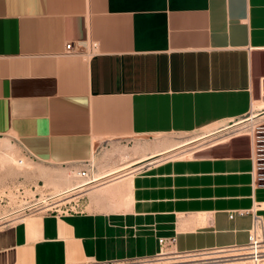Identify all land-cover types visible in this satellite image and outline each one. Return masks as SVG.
I'll use <instances>...</instances> for the list:
<instances>
[{"label":"crops","instance_id":"obj_1","mask_svg":"<svg viewBox=\"0 0 264 264\" xmlns=\"http://www.w3.org/2000/svg\"><path fill=\"white\" fill-rule=\"evenodd\" d=\"M70 41L85 52L65 54ZM252 111L264 117V0H0V143L29 158L82 169L103 139ZM231 148L143 165L119 205L87 195L1 223L0 264L148 258L159 237L180 252L243 246L253 215L264 236L254 157Z\"/></svg>","mask_w":264,"mask_h":264},{"label":"rangeland","instance_id":"obj_2","mask_svg":"<svg viewBox=\"0 0 264 264\" xmlns=\"http://www.w3.org/2000/svg\"><path fill=\"white\" fill-rule=\"evenodd\" d=\"M253 112L247 113L244 118L226 122L223 125L194 130L190 133L138 134L135 136L103 139V141H99L95 145L94 157L91 159L93 164L91 174L94 175L97 171L103 170L112 164L120 163L121 153L129 155V158H135L141 153L178 146L175 148L176 150L174 149L163 155L164 157L169 156L167 158H174L176 156L209 154L211 147L227 146V144L232 146L230 152L245 153L249 145V135L252 129L262 127L260 123L256 122L257 117L251 116ZM228 124L230 126L227 127ZM6 141V146L0 143V155L3 153L11 154L15 161L20 158L23 159L24 164L20 166L16 162L0 160V224L15 221L23 214H32L36 211L50 212L52 210L85 208L88 200L87 195H90L89 192L75 190L62 196L55 195V184L49 178L51 172L56 173V171L62 169L75 171L78 168L69 164L37 161L25 155L14 141ZM192 150H195L192 154L185 153ZM75 178L79 179L77 176ZM107 178L109 177L105 179ZM83 181L81 180V182ZM260 243L264 244V241ZM231 248L235 247L227 248V250L230 249L229 251L226 249H212L180 252L175 251L171 247H163L153 257L101 264H235L240 261V258H236L238 257L237 255L231 254L235 252V249ZM248 248V250L251 249L250 247ZM259 253L264 254L262 252ZM71 264L99 263L83 261Z\"/></svg>","mask_w":264,"mask_h":264},{"label":"bare ground","instance_id":"obj_3","mask_svg":"<svg viewBox=\"0 0 264 264\" xmlns=\"http://www.w3.org/2000/svg\"><path fill=\"white\" fill-rule=\"evenodd\" d=\"M3 144L4 146H6V142L5 143L2 142V145ZM177 147L178 146L156 149L149 153L147 152L141 153L139 154V156L135 158H129V155L125 153H121L122 157L120 163L112 164L109 167L104 168L103 170L97 171L96 173H94L93 178L87 182H81V179L75 178L77 176L76 170L70 171L71 169L69 170L62 169L56 171V173L51 172V174H49V178H51L52 182L55 184L54 186L55 195L62 196L65 194H69L70 192H73L75 190L86 191L89 192L91 196H95L100 199L102 198L103 200L115 199L114 204L119 205L120 201L121 202L122 201L124 202L125 200L127 201V197H129L127 186L134 172L139 170V168L145 164L154 163L160 159L169 157V156L164 157L163 155L173 151ZM195 150L187 151L185 153L192 154V152ZM0 160H4L7 162H16V164L20 166L24 164L23 159L20 158L15 161V158H13L11 154H6V153L0 155ZM106 177L109 178L105 179ZM262 241L264 240L263 239L259 240L257 241L259 242L258 244L252 246L231 248V249H235V252L231 254L237 255L238 257L236 258H240V261H237V263L235 264H264V257H262L264 256V254L259 253V252L264 253V244L260 243ZM248 247H250L251 249L248 250L249 249ZM225 249L227 250V248ZM207 255L209 256V254Z\"/></svg>","mask_w":264,"mask_h":264},{"label":"built area","instance_id":"obj_4","mask_svg":"<svg viewBox=\"0 0 264 264\" xmlns=\"http://www.w3.org/2000/svg\"><path fill=\"white\" fill-rule=\"evenodd\" d=\"M90 49L94 50L96 49V43L91 42ZM65 54H82L85 52L84 47L76 46L72 41L67 42L64 47ZM252 116V115H251ZM253 117V116H252ZM256 122L261 124V128L259 129H252V132L249 135V147L250 151L252 152V155L254 157V166H253V177H254V183L259 186L264 185V175L261 173V159L264 157V117L262 119L257 118ZM93 169V164L91 160H87L85 163V167L82 169H78L76 171L77 177L81 180H84L83 182L90 181L93 178V175L91 174V170ZM25 214L21 215L20 217L24 216ZM253 225L250 230V234L248 237V243L243 246H234V247H247L252 246L255 244H258L259 240H264V236L262 235L261 226L262 222L259 216L253 215ZM174 239L171 238H164L159 237L158 242L161 244V249L163 247H173L174 245ZM101 264V263H99Z\"/></svg>","mask_w":264,"mask_h":264},{"label":"flooded vegetation","instance_id":"obj_5","mask_svg":"<svg viewBox=\"0 0 264 264\" xmlns=\"http://www.w3.org/2000/svg\"><path fill=\"white\" fill-rule=\"evenodd\" d=\"M261 160H262L261 161L262 167L260 169H261V173L264 175V157Z\"/></svg>","mask_w":264,"mask_h":264}]
</instances>
